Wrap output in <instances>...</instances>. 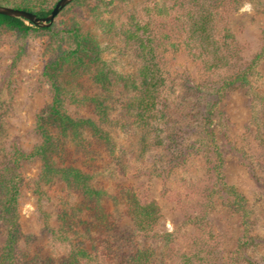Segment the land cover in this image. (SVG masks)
Listing matches in <instances>:
<instances>
[{"label":"trees","instance_id":"trees-1","mask_svg":"<svg viewBox=\"0 0 264 264\" xmlns=\"http://www.w3.org/2000/svg\"><path fill=\"white\" fill-rule=\"evenodd\" d=\"M56 1L0 0V5L42 17L51 11ZM96 1L106 5L104 0ZM170 1L169 5L153 3L145 19L133 11L129 12L125 27L123 25L119 30L138 61L136 76L123 79L130 92L123 100L113 93L115 71L104 58L100 42L93 33L82 28L79 21L71 18L69 23L38 27L26 19L0 14V37L8 33L26 36L31 32H44L50 34L57 49L42 71L50 101L36 116L37 143L26 151L16 149L13 153L0 154V224L4 231L0 264H53L50 257L40 259L37 253H30L19 246L23 238L19 221L20 164L29 160L40 163L37 183L62 181L76 196L69 209L59 212V223L51 235L64 242L67 234L77 233L83 240L73 252L57 259L54 264H91L92 250L83 246L85 241L98 243L97 246L103 244L107 258L116 259L118 264H153L152 248L136 246L131 253L114 252L108 233L116 230L114 215L122 212L142 239L153 235L161 237L155 232L161 219L160 208L155 201L142 200L133 188L120 184L115 185L111 192L100 189L94 185L92 174L71 163L73 154L83 151V159L97 166L99 155L92 145L102 143L114 147L108 131L111 126L122 130L133 127L143 130L144 142L146 137L154 134L162 139L160 145L167 156V164L162 170L171 171L190 154L204 156L206 176L212 181L206 197H224L231 211L240 218L243 232L237 250L244 251L251 244H264V236L256 239L249 234L250 220L245 198L223 176L224 158L212 127L218 105L232 91L244 90L250 97L251 106L254 97L264 102L262 95L249 92L250 79L260 55L249 59L243 55L227 20L243 3L264 12V0ZM81 2L73 0L69 6ZM97 23L100 29L105 28L109 32L111 22L97 19ZM181 50L201 71L202 75L194 81L187 77L178 82L170 79L166 55ZM176 87L184 90L179 105L183 112L174 116L166 109L168 104L163 92L165 89L174 91ZM90 88L95 91H89ZM69 105L78 106L87 113L72 115L68 111ZM115 110L122 118L110 117ZM192 136L199 141H189ZM70 143L74 149L67 146ZM259 144L264 147L262 138ZM241 161L247 164L244 159ZM250 162L264 168V151L252 155ZM108 199L113 211L105 203ZM163 237H169V234ZM128 242V246L119 242V249L129 247L130 240ZM172 258H167L168 264L172 263ZM247 260L249 264H259Z\"/></svg>","mask_w":264,"mask_h":264},{"label":"rangeland","instance_id":"rangeland-1","mask_svg":"<svg viewBox=\"0 0 264 264\" xmlns=\"http://www.w3.org/2000/svg\"><path fill=\"white\" fill-rule=\"evenodd\" d=\"M104 1L106 5L96 0H85V3L82 0L69 6L70 2L67 10L52 23L58 26L74 18L82 28L97 37L104 58L115 71L113 93L123 100L130 95L123 79L136 76L138 61L119 30L123 25L125 27L129 12L145 19L153 3L169 5L171 1ZM97 19L111 22L109 32L99 28ZM227 20L243 55L248 59L260 55L250 79L249 92L262 95L264 99V12L243 3ZM49 35L31 32L26 36L8 33L0 37V154L13 153L16 149L26 151L38 141L34 128L36 116L50 101L42 71L57 51ZM166 57L171 81L178 82L183 77L194 81L202 75L185 51L169 53ZM165 90L166 109L174 116L183 112L179 105L184 90L181 87L174 91ZM259 99L252 98L251 106L250 97L244 90L232 91L218 105L212 122L224 158L223 176L244 196L249 211V234L256 239L264 236V168L250 162L252 155L264 151L259 144L261 138L264 140V102ZM68 111L78 116L87 113L73 105L68 106ZM110 117L122 118L117 110ZM134 128L109 127L114 147L93 143L92 148L99 155L95 167L83 159V151L75 152L71 159L74 166L93 175L96 187L107 192L113 191L117 184L131 187L142 200H153L160 208L161 219L155 232L161 237L153 235L148 239L137 235L126 215L116 213L117 228L108 233L114 252L131 253L136 246H149L154 251L153 264H168L167 258L171 256V264H249L247 259L264 264L263 243L251 244L244 251L237 250L243 229L239 216L231 211L224 197H206L212 181L206 176L204 156L193 153L171 171L162 170L167 164L166 153L160 145L162 139L154 134L145 136L144 142L143 130ZM189 141L198 142L199 139L192 136ZM67 146L74 149L71 143ZM39 165L38 160L20 164L19 221L23 238L19 246L37 253L40 259L50 257L54 264L57 259L73 252L83 239L77 233L67 234L64 242L52 237L51 232L59 223V212L69 209L76 196L62 181L37 183ZM105 203L113 208L109 199ZM193 222L197 224L193 225ZM166 234L169 237H163ZM116 240L126 246L130 240L131 245L119 249ZM3 243L4 231L0 224V249ZM83 243L92 250L91 264H118L116 259L107 258L103 244Z\"/></svg>","mask_w":264,"mask_h":264},{"label":"water","instance_id":"water-1","mask_svg":"<svg viewBox=\"0 0 264 264\" xmlns=\"http://www.w3.org/2000/svg\"><path fill=\"white\" fill-rule=\"evenodd\" d=\"M73 0H57L52 7L51 11L42 17H38L32 12L25 11L22 9L13 8L11 6L0 5V14L9 16L23 18L30 21L33 25L38 27H48L52 24L55 16L70 2Z\"/></svg>","mask_w":264,"mask_h":264}]
</instances>
